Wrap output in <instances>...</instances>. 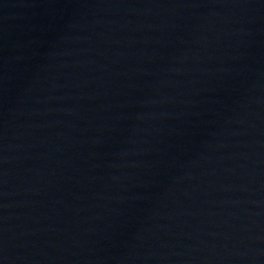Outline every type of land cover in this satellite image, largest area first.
<instances>
[{
  "label": "water",
  "instance_id": "1",
  "mask_svg": "<svg viewBox=\"0 0 264 264\" xmlns=\"http://www.w3.org/2000/svg\"><path fill=\"white\" fill-rule=\"evenodd\" d=\"M0 264H264V0H0Z\"/></svg>",
  "mask_w": 264,
  "mask_h": 264
}]
</instances>
